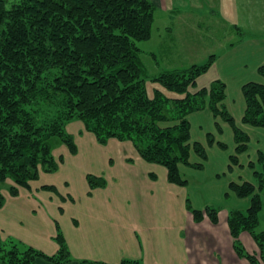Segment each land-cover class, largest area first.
Returning <instances> with one entry per match:
<instances>
[{
	"label": "rangeland",
	"instance_id": "374dc122",
	"mask_svg": "<svg viewBox=\"0 0 264 264\" xmlns=\"http://www.w3.org/2000/svg\"><path fill=\"white\" fill-rule=\"evenodd\" d=\"M151 1L156 4L151 38L137 42L149 97L160 90L167 98H184L186 94L170 91L156 79L194 66L207 69L189 88L191 94L224 85L220 113L211 109L207 96L203 108L187 116L189 164H178L184 184L171 182L167 169L145 161L132 142L110 139L101 144L82 121L72 120L65 130L75 153L61 139L50 140L56 171L47 172L52 165L44 163L39 178L29 190L20 188L17 197L10 195L11 180L1 185L0 239L8 251L16 245L54 256L61 249V235L72 260L252 264L253 256L264 264L255 237H263L264 246V184L255 174L264 173V127L244 122L243 92L248 83L264 84L259 72L264 66V0ZM46 107L41 110L52 115L47 111L54 112L55 106ZM163 109L168 125L175 123L178 108ZM245 182L255 192L241 198L231 185ZM255 196L260 199L257 224L233 234L231 214L246 215ZM8 262L6 252L0 255V264ZM37 263L54 264L44 259Z\"/></svg>",
	"mask_w": 264,
	"mask_h": 264
},
{
	"label": "trees",
	"instance_id": "16d2710c",
	"mask_svg": "<svg viewBox=\"0 0 264 264\" xmlns=\"http://www.w3.org/2000/svg\"><path fill=\"white\" fill-rule=\"evenodd\" d=\"M155 11L151 0H0V208L5 200L1 185L8 180L14 183L10 195L17 197L20 188L29 190L30 183L39 178L44 163L52 165L47 172L58 169L52 138L61 139L71 153L76 152L73 138L65 130L72 120L82 121L101 144L110 139L132 142L145 161L162 165L171 182L184 184L178 164H189L187 116L202 109L207 96L211 109L220 113L224 85L191 94L189 88L196 86L207 69L194 66L156 79L164 88L186 94L184 98L170 99L160 90L149 97L137 42L151 38ZM259 70L264 75V66ZM243 92L244 122L264 127V84L248 83ZM45 104L48 109L55 106L54 112L47 111L52 115L41 110ZM167 105L178 108L172 125L163 109ZM194 147L206 158L199 143ZM244 149L243 145L238 150ZM255 174L262 187L264 173ZM42 188L56 190L54 186ZM231 189L241 198L255 192L254 185L247 182L233 183ZM259 207V196H255L246 215L233 212L232 233L253 229ZM255 237L264 253L263 237ZM57 241L61 249L48 256L32 247L21 251L14 245L8 251L0 239V255L8 254V264H38L39 259L70 262L61 235ZM249 258L252 264H261L255 257ZM119 264L140 263L126 260Z\"/></svg>",
	"mask_w": 264,
	"mask_h": 264
},
{
	"label": "crops",
	"instance_id": "0c3cea01",
	"mask_svg": "<svg viewBox=\"0 0 264 264\" xmlns=\"http://www.w3.org/2000/svg\"><path fill=\"white\" fill-rule=\"evenodd\" d=\"M155 4V2L153 1ZM156 5V4H155ZM239 29V28H238ZM240 30V29H239ZM90 261V260H89ZM82 261L80 260H71L70 262L64 263V264H81Z\"/></svg>",
	"mask_w": 264,
	"mask_h": 264
}]
</instances>
